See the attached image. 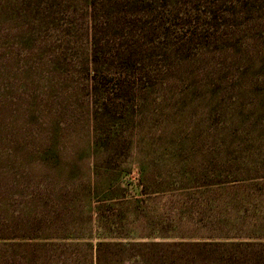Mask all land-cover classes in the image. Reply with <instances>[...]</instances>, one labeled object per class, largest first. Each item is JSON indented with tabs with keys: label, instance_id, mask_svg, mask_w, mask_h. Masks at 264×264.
I'll return each mask as SVG.
<instances>
[{
	"label": "rangeland",
	"instance_id": "374dc122",
	"mask_svg": "<svg viewBox=\"0 0 264 264\" xmlns=\"http://www.w3.org/2000/svg\"><path fill=\"white\" fill-rule=\"evenodd\" d=\"M171 2L162 14L152 0H0L6 53L46 38L121 42L167 14L178 36L233 44L204 49L128 101L129 114L110 120L115 145L89 147L84 106L54 158L59 177L104 192L82 197L73 227L8 231L0 264H264V0ZM6 203L20 215L22 202Z\"/></svg>",
	"mask_w": 264,
	"mask_h": 264
},
{
	"label": "trees",
	"instance_id": "16d2710c",
	"mask_svg": "<svg viewBox=\"0 0 264 264\" xmlns=\"http://www.w3.org/2000/svg\"><path fill=\"white\" fill-rule=\"evenodd\" d=\"M171 1L152 0L162 2V14ZM169 17L145 24V34L142 30L138 37L121 42L95 34L88 41H23L22 53L0 51V238L10 230L29 236L25 233L73 227V219L79 221L82 214V197L104 192L103 186L84 182L72 172L66 179L59 177L60 164L54 158L66 134L79 125L76 116L84 106L82 126L89 147L115 145L117 128L110 120L118 113L129 114L128 101L136 102L151 84L224 41L215 33L198 36L196 30L178 36L165 22ZM132 27L135 34L138 28ZM232 47L222 43L216 48L226 52ZM36 164L43 167L42 173ZM9 200L24 204L17 210L19 216L9 212ZM7 214L13 218L5 222Z\"/></svg>",
	"mask_w": 264,
	"mask_h": 264
}]
</instances>
